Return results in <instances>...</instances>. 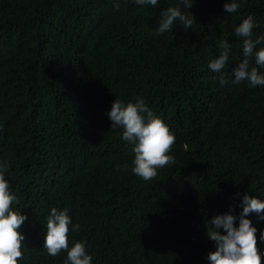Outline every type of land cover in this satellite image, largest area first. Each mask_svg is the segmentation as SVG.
I'll return each instance as SVG.
<instances>
[{"label":"trees","instance_id":"16d2710c","mask_svg":"<svg viewBox=\"0 0 264 264\" xmlns=\"http://www.w3.org/2000/svg\"><path fill=\"white\" fill-rule=\"evenodd\" d=\"M114 2L0 0V161L10 206L27 216L18 264H63L65 250L43 246L53 207L79 225L68 244L85 241L92 264H209L208 219L230 205L238 215L245 193L264 199V86L231 82L242 59L234 27L251 15L253 38L264 35V0H239L233 13L225 0H194L193 24L164 33L160 10L173 0ZM224 40L221 85L208 63ZM136 97L175 134L174 162L149 180L131 171L132 145L107 116L115 98ZM248 216L264 250V220Z\"/></svg>","mask_w":264,"mask_h":264},{"label":"clouds","instance_id":"9594fccd","mask_svg":"<svg viewBox=\"0 0 264 264\" xmlns=\"http://www.w3.org/2000/svg\"><path fill=\"white\" fill-rule=\"evenodd\" d=\"M133 2L141 7H155L160 0ZM193 3L194 0H173L167 8H162L156 31L164 33L172 30L176 23L181 24L184 29L189 28L194 17L188 9ZM119 6V0H115L113 7ZM223 7L227 13H233L240 7V2L225 0ZM185 9L187 11H184ZM255 27L257 21L251 15L234 27V34L243 40L242 59L231 70L233 84L243 81L250 87L264 86V35L253 38ZM221 47L223 51L217 58L209 61L208 68L219 74V83L224 85L227 81L222 69H225L228 63L231 46L228 40H224ZM249 58H254V65L250 64ZM107 116L111 121L110 128H122L121 139L132 145L134 158L131 171L134 174L149 180L157 175L158 168L174 162L175 157L170 153V148L175 142V134L146 104L143 97H136L134 102L115 98ZM7 172L8 162L0 161V264H18V258L22 256L21 243L25 240L24 234L18 229L27 216L21 209L10 206L17 197L6 178ZM237 206L241 208L238 215L230 205L228 211L212 216L208 219V224H205L206 235L215 245L214 250L207 254L209 264H261L264 250H258V228L249 219L248 214L255 212L258 219L264 220V212L261 211L264 210V199L245 193ZM46 221L47 231L43 246L49 255L55 256L65 250L66 258L63 264H92V256L86 251L85 241H75L69 247V226L71 225L72 231H76L79 225L72 223L67 208H51ZM259 232L260 241H264V229H259Z\"/></svg>","mask_w":264,"mask_h":264}]
</instances>
